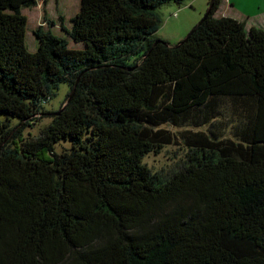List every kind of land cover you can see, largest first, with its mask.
<instances>
[{
  "label": "trees",
  "instance_id": "1",
  "mask_svg": "<svg viewBox=\"0 0 264 264\" xmlns=\"http://www.w3.org/2000/svg\"><path fill=\"white\" fill-rule=\"evenodd\" d=\"M184 1L81 0L61 24L77 47L40 25L29 51L36 0H0V264H264V29L213 0L185 39L155 37ZM165 122L209 125L166 176L142 161L173 141Z\"/></svg>",
  "mask_w": 264,
  "mask_h": 264
},
{
  "label": "rangeland",
  "instance_id": "2",
  "mask_svg": "<svg viewBox=\"0 0 264 264\" xmlns=\"http://www.w3.org/2000/svg\"><path fill=\"white\" fill-rule=\"evenodd\" d=\"M209 1L185 0L179 5L174 2H169L160 6L157 12L162 22L155 33V37L166 41L170 45L177 44L204 16ZM80 3L81 0H36L35 5L23 8L22 12L28 18L26 29V46L28 50L31 51V49H35V46L37 47L38 43L33 34V30L40 25L44 30L52 28V33L55 35H57L56 33L63 35L64 31L60 29V24L66 27L70 26V17H73ZM230 4L234 9V14L232 15L236 13L240 17L243 16V18L250 17L245 22L247 28L250 27L249 21L258 20V18L264 16V0H230ZM220 10H222V7ZM60 15L62 16L61 20L59 19ZM51 21H54L56 25H51ZM66 38L71 47L78 46L69 37ZM68 93V83H58L57 88L52 90L50 100L45 103V109L48 111L58 110L65 102ZM223 103L218 120L226 123L223 131L224 136L234 139L233 126L239 120V116L234 113L233 105L229 102V99H225ZM51 117L52 114L50 113L42 116L32 125L26 126L22 131L23 137L27 138L37 135L39 130L50 122ZM16 123V119L10 121V125H15ZM155 127L169 130L174 135L173 141L170 144L164 145L158 152L151 151L147 153L142 161L152 172L162 173L166 176L185 157L187 145L183 132L185 130H206L209 128V125L205 124L199 127H193L189 122L184 125L165 122ZM68 147L69 142L63 141L58 143L55 149L60 152Z\"/></svg>",
  "mask_w": 264,
  "mask_h": 264
},
{
  "label": "crops",
  "instance_id": "3",
  "mask_svg": "<svg viewBox=\"0 0 264 264\" xmlns=\"http://www.w3.org/2000/svg\"><path fill=\"white\" fill-rule=\"evenodd\" d=\"M221 7H222V10H220ZM220 8H219V10L217 12V15H216L217 17L226 15V16H231L233 18H236L238 20H242L244 22H247L246 20L250 19V17H246V18H243V16L240 17V15L239 14H236V13H235L236 16L235 15H232V14H234V9H233V6L230 4V0H223L222 3H221V5H220ZM71 18H72V16L70 17V19ZM27 22H28V18H27ZM51 25H56V23L54 21H51ZM249 26H256V27H260V28H263L264 29V16L261 17V18H258V20L249 21ZM70 27H71V24H70L69 27H66V28L67 29H70ZM60 29L63 30V28L61 27V24H60ZM48 30H50L51 32L53 31L52 28H49ZM56 34L59 35V36H67L65 31H64V34L63 35L58 34V33H56ZM36 48L37 47L35 46V49H31V51H35Z\"/></svg>",
  "mask_w": 264,
  "mask_h": 264
},
{
  "label": "water",
  "instance_id": "4",
  "mask_svg": "<svg viewBox=\"0 0 264 264\" xmlns=\"http://www.w3.org/2000/svg\"><path fill=\"white\" fill-rule=\"evenodd\" d=\"M212 1L213 0H210V5L212 4ZM210 5L208 6V8H207V10H206V12H205V14H204V16L201 18V20L187 33V35L183 38V39H185L194 29H195V27L202 21V19L207 15V13H208V10H209V8H210ZM59 111H57L56 113H58Z\"/></svg>",
  "mask_w": 264,
  "mask_h": 264
}]
</instances>
